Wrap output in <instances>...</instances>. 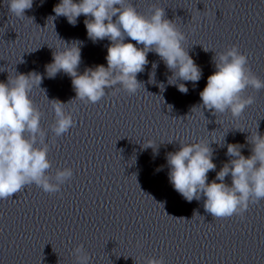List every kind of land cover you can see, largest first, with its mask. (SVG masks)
I'll return each instance as SVG.
<instances>
[{
    "label": "clouds",
    "instance_id": "9594fccd",
    "mask_svg": "<svg viewBox=\"0 0 264 264\" xmlns=\"http://www.w3.org/2000/svg\"><path fill=\"white\" fill-rule=\"evenodd\" d=\"M6 3L10 13L17 17H25V10L33 6V0H6ZM53 12L55 17H65L72 26L84 15L88 38L94 43L105 38L111 42L107 48V67L97 65L86 68L83 74L78 73L79 42L54 51L52 63L46 66L50 78L61 71L70 76L75 99L86 104L99 102L106 96V89L136 94L142 84L137 74L144 72L149 63V52L157 54L172 73L168 84L183 94L189 91L183 82L195 83L202 77V69L183 46L185 35L173 20L166 18L162 7L153 5L151 14L146 16L137 11L131 0H60ZM126 37L136 44L126 43ZM213 63L216 70L208 76L205 88L199 93L201 105L214 115L230 112L233 118H239L255 102L253 96L244 97L243 93L249 87L255 91L264 89V80L251 71L247 56L236 45L215 53ZM157 66L156 62L152 63L153 69ZM41 82L42 77L35 72L16 74L14 78L8 76L7 82H0V199L10 198L32 184L45 193L55 194L73 177L70 167L57 168L54 175L49 173L53 164L48 158L46 132L41 127L42 113L30 96L32 88L39 87ZM160 88L163 91L164 85ZM65 105L59 100L51 101L54 122L50 129L55 137L64 135L75 125ZM246 142L252 146L249 157L241 154L244 145L227 144L226 155L231 159L223 164L211 183L207 182L208 173L215 171L216 165L210 143H180L178 151L166 156L170 183L188 202L205 197L203 207L214 218L243 217L250 203L264 199V135L259 133L258 126L246 137ZM219 144L224 147L223 142ZM229 174L230 186L224 182ZM196 215L194 212L192 219ZM73 255L76 264H89L90 257L83 245H78ZM146 264H165V261L163 257L148 258Z\"/></svg>",
    "mask_w": 264,
    "mask_h": 264
}]
</instances>
